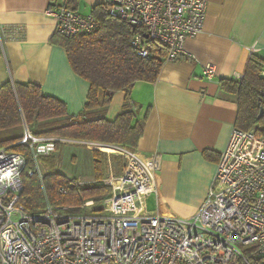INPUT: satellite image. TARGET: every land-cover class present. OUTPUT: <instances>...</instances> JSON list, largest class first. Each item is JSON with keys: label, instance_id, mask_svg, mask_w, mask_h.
<instances>
[{"label": "built area", "instance_id": "obj_1", "mask_svg": "<svg viewBox=\"0 0 264 264\" xmlns=\"http://www.w3.org/2000/svg\"><path fill=\"white\" fill-rule=\"evenodd\" d=\"M104 3L111 15L142 30L132 38L141 55H150L155 46L166 52L165 60L192 56L186 39L203 30L207 14L206 0ZM46 13L66 36L98 27L93 13H80L69 0L50 3ZM14 35L15 30L0 24V47ZM259 74L264 94V66ZM204 75L216 77L214 63L205 65ZM62 140L27 127L23 141L36 160L54 152ZM121 154L124 170L108 179L112 193L101 212L75 214L68 212L73 207L53 204L28 212L19 203L27 157L1 147L0 264H255L264 257V125L233 127L207 196L191 217L160 215L148 207V196L157 192V154L128 148Z\"/></svg>", "mask_w": 264, "mask_h": 264}, {"label": "crops", "instance_id": "obj_2", "mask_svg": "<svg viewBox=\"0 0 264 264\" xmlns=\"http://www.w3.org/2000/svg\"><path fill=\"white\" fill-rule=\"evenodd\" d=\"M59 1L0 0V24L15 30L0 47V85L10 79L38 82L76 114L86 104L90 82L76 73L65 47L53 40L56 22L46 8ZM206 1L203 30L186 39L192 56L165 60L156 81L137 80L130 91L133 123L144 120L136 150L157 154L160 161L157 192L148 196V207L160 215L196 213L239 115L238 94L223 88L220 79L245 73L252 56L264 60V0ZM99 3L104 0H79L76 10L91 14ZM209 62L217 68L214 79L204 75ZM125 99L126 91L115 92L106 108L109 120L117 117ZM18 129L0 131V138ZM61 138L94 149L92 141ZM92 174L87 182L96 180L95 170ZM86 175L73 179L85 182Z\"/></svg>", "mask_w": 264, "mask_h": 264}, {"label": "trees", "instance_id": "obj_3", "mask_svg": "<svg viewBox=\"0 0 264 264\" xmlns=\"http://www.w3.org/2000/svg\"><path fill=\"white\" fill-rule=\"evenodd\" d=\"M78 2L69 0V5L76 9ZM92 12L98 20L94 31L72 36L56 31L53 39L65 47L76 73L90 82L82 111L69 114L64 100L45 93L35 81L10 79L0 85V131L20 128L13 136L0 138V148L6 146L27 157L19 203L28 212L42 210L48 204L78 206L88 199L103 200L112 193L110 185L100 182L108 175L104 146L134 150L143 134L144 120L133 123L136 111L130 91L137 80L158 79L166 52L153 46L150 55H141L132 45L133 35L142 31L140 28L135 29L127 20L111 15L105 3L95 5ZM263 66L264 60L252 56L242 79H220L223 88L238 94L240 109L236 125L244 129L264 125V112L260 116V109L264 108V94L260 91L263 79L259 74ZM119 90L126 91V99L117 117L109 120L106 108ZM25 123L36 135L92 141L89 145L94 148L96 180L72 185V178L54 171L41 177L32 149L23 141ZM61 143H57V148ZM114 154V160L121 163L123 154ZM31 168L33 174L29 173ZM255 264H264V257Z\"/></svg>", "mask_w": 264, "mask_h": 264}, {"label": "rangeland", "instance_id": "obj_4", "mask_svg": "<svg viewBox=\"0 0 264 264\" xmlns=\"http://www.w3.org/2000/svg\"><path fill=\"white\" fill-rule=\"evenodd\" d=\"M27 127L28 125L25 123L24 131H23L24 138ZM41 136H45V135H41ZM61 142H62L61 146L57 148L54 152L50 154H41L37 157L35 161L37 169L42 173V175L54 171V172L63 173L72 179L77 177L79 173H85V174L87 173L85 182L79 181L78 179H73L72 185L91 183L87 181H89L91 177H94V175L92 174L94 170V161H93L92 150H90L88 144L85 142H78L71 140L69 141L62 140ZM120 148L116 146H106V145L104 146L103 149L107 151L106 153L108 159V173H107L108 175L104 177L102 181H100L101 183L111 186L110 180L108 179L112 176H119L123 172L124 163H125L124 157H122L121 163L119 161L114 160V155H115L114 152H117V154H121ZM109 195L110 194L106 195L104 199L101 201H96L95 199H88L85 200L83 203L79 204L78 206L68 205L70 207H73L71 210H68V212L75 214L95 213V212L99 213L101 212V209L104 206L105 198L108 197ZM90 200H92V205H87L86 201H90Z\"/></svg>", "mask_w": 264, "mask_h": 264}, {"label": "water", "instance_id": "obj_5", "mask_svg": "<svg viewBox=\"0 0 264 264\" xmlns=\"http://www.w3.org/2000/svg\"><path fill=\"white\" fill-rule=\"evenodd\" d=\"M133 27L135 28L134 25H133ZM263 112H264V108H263V106H262L261 109H260V116L263 114ZM101 144H107V143H101Z\"/></svg>", "mask_w": 264, "mask_h": 264}, {"label": "bare ground", "instance_id": "obj_6", "mask_svg": "<svg viewBox=\"0 0 264 264\" xmlns=\"http://www.w3.org/2000/svg\"><path fill=\"white\" fill-rule=\"evenodd\" d=\"M121 150V149H120Z\"/></svg>", "mask_w": 264, "mask_h": 264}]
</instances>
